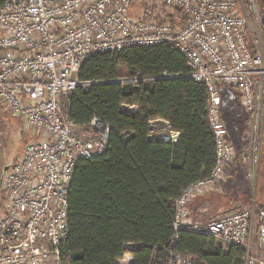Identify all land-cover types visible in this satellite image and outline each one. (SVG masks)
I'll list each match as a JSON object with an SVG mask.
<instances>
[{
    "label": "built area",
    "instance_id": "2783aa9c",
    "mask_svg": "<svg viewBox=\"0 0 264 264\" xmlns=\"http://www.w3.org/2000/svg\"><path fill=\"white\" fill-rule=\"evenodd\" d=\"M135 1L0 3V103L39 133L2 171L0 186L7 199L0 215V264H71L68 193L75 168L81 159H93L107 150L113 128L97 116L85 125L71 119L70 98L80 88L105 81L82 80L81 65L98 53L158 44L179 50L192 71L164 72L150 78L138 74L115 81L137 86L146 79L183 76L206 84L216 143L211 172L191 183L175 200L174 228L210 234L223 244L242 248L244 264H264V253L256 251H264V207L254 201L202 223L193 218L188 206L196 196L213 190L239 157L219 115L222 84L240 91L242 103L252 115L241 157L248 175L256 171L264 128V56L249 40L243 6L245 2L249 5L264 32V5L257 0H158L165 7L183 11L186 21L176 25L132 14ZM79 126L91 133L80 134ZM177 135L171 132L163 137L176 140ZM164 255L168 264H207L186 249L166 250Z\"/></svg>",
    "mask_w": 264,
    "mask_h": 264
},
{
    "label": "trees",
    "instance_id": "16d2710c",
    "mask_svg": "<svg viewBox=\"0 0 264 264\" xmlns=\"http://www.w3.org/2000/svg\"><path fill=\"white\" fill-rule=\"evenodd\" d=\"M140 9L144 19L176 25L186 21L179 8L166 7L169 10L158 15L152 8ZM191 71L180 51L168 44L98 53L82 63V80L105 81L80 88L70 98V117L85 125L97 116L113 128L107 150L93 159H81L75 168L68 193L71 264H119L127 254L132 256L131 264H168L164 252L183 249L207 264H244L239 246L223 244L207 233L176 231L173 224L176 198L215 164L206 84L183 76L146 79L137 86L115 81L138 74L150 78ZM220 89L219 115L237 147V165L245 173L241 154L250 116L243 114L238 89L226 84ZM155 120L167 122V135L178 133L176 140L155 131Z\"/></svg>",
    "mask_w": 264,
    "mask_h": 264
},
{
    "label": "rangeland",
    "instance_id": "374dc122",
    "mask_svg": "<svg viewBox=\"0 0 264 264\" xmlns=\"http://www.w3.org/2000/svg\"><path fill=\"white\" fill-rule=\"evenodd\" d=\"M257 1L259 5H264V0ZM142 6L152 8L153 14L155 15L162 14L164 10H169L165 9L166 7H163L158 0H137L135 5L131 7V13L134 15L137 14V16L143 15V11L140 9ZM243 8L249 22V40L255 48L262 49V55L264 56V32L261 31V28L255 22V14L246 2L244 3ZM125 107L130 108L129 105H125ZM77 131L83 135H89V133H91V130L87 128L85 129V127H79L77 128ZM38 135L39 133H36L34 129L25 124L23 118L14 117L11 112L0 103V180L4 167L7 164H12L15 159L23 154L27 143L38 138ZM260 143L261 145L259 146L258 154L259 158L255 173H252V176L248 175L249 172L246 168L244 174L247 178V184L238 188L229 186L227 192L224 193L225 202L229 199L231 203L234 202L241 206L253 201H260V197L264 196V128ZM245 148L246 147L244 145L242 149L244 150ZM249 189H251L250 192ZM6 199L7 192L0 186V215L3 214L6 207ZM231 208H233V206L226 204V206L221 209V214L232 210ZM216 214L214 213V215ZM211 216L213 217L212 214H209L208 218ZM254 237L255 240H257L256 233H254ZM126 262L127 261L125 260L118 261L119 264H126Z\"/></svg>",
    "mask_w": 264,
    "mask_h": 264
},
{
    "label": "crops",
    "instance_id": "0c3cea01",
    "mask_svg": "<svg viewBox=\"0 0 264 264\" xmlns=\"http://www.w3.org/2000/svg\"><path fill=\"white\" fill-rule=\"evenodd\" d=\"M241 102H242V98H241ZM242 105H243V103H242ZM243 107H244V105H243ZM244 110H245V112L243 113L244 116L247 117L248 114L250 116L249 121H250V127H251L252 115L249 111H247L245 109V107H244ZM152 125H153L155 131L157 130V132H161L162 134H165V133L167 134L168 128L165 129V126H168V124H165V121L155 120V121H153ZM79 127L81 128L84 126H79ZM250 127H249V130H250ZM85 129H86V127H85ZM178 135H177V137H178ZM248 135H249V133H248ZM248 135H247V140H248ZM246 179H247L246 175L244 174L243 169H241L237 165V161L230 164L228 166L227 170L225 171V174H224L222 180L219 182V184L213 190H211L210 192L202 193L190 201L188 206L192 212L193 218L196 221L206 223V221L210 218V217L208 218L209 214H212L213 216H219L221 214V209H223L224 206H226V204L233 206V208H235V207L238 208V206H240V205H238L237 203H234V202L231 203V201L229 199L226 200V202H225L224 193L227 192L229 186L236 187V188H238L240 186H244L245 184H247ZM250 191H251V189H249V192ZM257 201L260 204L261 203L264 204V196L263 197L261 196L260 201L259 200H257ZM253 202H251V203H253ZM251 203L244 204V206H247ZM233 208H231V209H233ZM214 213L215 214L217 213V214L214 215ZM256 251L259 253H264V251H262V250L261 251L256 250ZM123 260L127 261L126 264H131L132 256L130 254H127L120 261H123Z\"/></svg>",
    "mask_w": 264,
    "mask_h": 264
},
{
    "label": "flooded vegetation",
    "instance_id": "af4514ba",
    "mask_svg": "<svg viewBox=\"0 0 264 264\" xmlns=\"http://www.w3.org/2000/svg\"><path fill=\"white\" fill-rule=\"evenodd\" d=\"M0 182L2 183V173H1V180H0ZM1 183H0V184H1Z\"/></svg>",
    "mask_w": 264,
    "mask_h": 264
},
{
    "label": "bare ground",
    "instance_id": "6f19581e",
    "mask_svg": "<svg viewBox=\"0 0 264 264\" xmlns=\"http://www.w3.org/2000/svg\"><path fill=\"white\" fill-rule=\"evenodd\" d=\"M137 16V15H136ZM138 17H142L143 18V16H138Z\"/></svg>",
    "mask_w": 264,
    "mask_h": 264
}]
</instances>
